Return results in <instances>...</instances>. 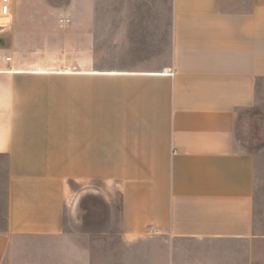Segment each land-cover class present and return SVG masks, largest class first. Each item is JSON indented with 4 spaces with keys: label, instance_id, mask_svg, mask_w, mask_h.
<instances>
[{
    "label": "crops",
    "instance_id": "obj_1",
    "mask_svg": "<svg viewBox=\"0 0 264 264\" xmlns=\"http://www.w3.org/2000/svg\"><path fill=\"white\" fill-rule=\"evenodd\" d=\"M10 9L0 264H264V0Z\"/></svg>",
    "mask_w": 264,
    "mask_h": 264
},
{
    "label": "rangeland",
    "instance_id": "obj_2",
    "mask_svg": "<svg viewBox=\"0 0 264 264\" xmlns=\"http://www.w3.org/2000/svg\"><path fill=\"white\" fill-rule=\"evenodd\" d=\"M6 19H8L9 23L5 27L0 28V56H12V65H14L15 58L10 44L11 22L9 18ZM4 20L5 19L1 18L0 22H3ZM76 193H74V196ZM116 209L118 210V205H116ZM85 216L89 227L95 228V230L102 229L105 227L104 225H106L105 216H107V207L99 199H91L89 211L85 214Z\"/></svg>",
    "mask_w": 264,
    "mask_h": 264
},
{
    "label": "water",
    "instance_id": "obj_3",
    "mask_svg": "<svg viewBox=\"0 0 264 264\" xmlns=\"http://www.w3.org/2000/svg\"><path fill=\"white\" fill-rule=\"evenodd\" d=\"M91 194H93V195H91ZM87 198H89V200H91V199H99L107 207V216H105L106 225H104L105 227L102 228L104 230L107 229L108 226H109L110 218H111V212L109 210V205H108V202L106 200L105 195L101 191L96 189L95 187H92V186L91 187H84V188H80L77 191V193L73 197V201L71 203V208H72L73 212H76L77 210L78 211H82L83 207H86V205L84 204L83 207H82V206H80L78 204L81 201H86ZM89 206L86 207L87 208L86 210H88V211H89ZM70 221L74 224V226H76L78 228H90V229H94L95 230V228L89 227L86 221L83 223L80 220H76L73 215H70Z\"/></svg>",
    "mask_w": 264,
    "mask_h": 264
},
{
    "label": "built area",
    "instance_id": "obj_4",
    "mask_svg": "<svg viewBox=\"0 0 264 264\" xmlns=\"http://www.w3.org/2000/svg\"><path fill=\"white\" fill-rule=\"evenodd\" d=\"M11 0H0V19L1 18H10L11 9H10ZM3 28V27H0ZM12 56L7 57V65H11Z\"/></svg>",
    "mask_w": 264,
    "mask_h": 264
},
{
    "label": "bare ground",
    "instance_id": "obj_5",
    "mask_svg": "<svg viewBox=\"0 0 264 264\" xmlns=\"http://www.w3.org/2000/svg\"><path fill=\"white\" fill-rule=\"evenodd\" d=\"M3 19H5L3 22H0V27H5L7 24H8V19H6V18H3ZM7 57L8 56H5V61L7 62Z\"/></svg>",
    "mask_w": 264,
    "mask_h": 264
}]
</instances>
